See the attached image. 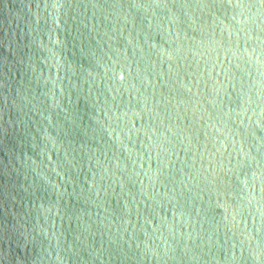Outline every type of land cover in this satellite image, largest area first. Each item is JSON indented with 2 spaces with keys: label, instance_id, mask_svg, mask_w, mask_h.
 Wrapping results in <instances>:
<instances>
[{
  "label": "water",
  "instance_id": "obj_1",
  "mask_svg": "<svg viewBox=\"0 0 264 264\" xmlns=\"http://www.w3.org/2000/svg\"><path fill=\"white\" fill-rule=\"evenodd\" d=\"M0 264H264V0H0Z\"/></svg>",
  "mask_w": 264,
  "mask_h": 264
}]
</instances>
